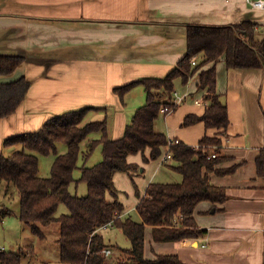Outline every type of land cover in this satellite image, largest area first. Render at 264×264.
Wrapping results in <instances>:
<instances>
[{"label":"crops","instance_id":"0c3cea01","mask_svg":"<svg viewBox=\"0 0 264 264\" xmlns=\"http://www.w3.org/2000/svg\"><path fill=\"white\" fill-rule=\"evenodd\" d=\"M243 20L264 33V11L251 10L245 0H0V55L24 57L12 74L0 75V84L22 77L30 82L16 112L0 119V152L5 139L36 131L52 116L89 106L106 108L108 135L120 138L132 116L125 111L126 99L141 86L126 95L124 106L114 88L164 77L186 53L188 24L226 26ZM215 69L216 92L229 121L224 134L217 135L203 123L181 126L187 115L201 116L208 107L196 93L197 75L186 85L175 82V91L187 98L161 115L154 130L194 148L204 136L220 138L224 160L218 168L234 171L223 176L211 173L210 180L225 190L227 198L221 204L203 201L196 206L193 220L204 231L200 237L158 242L147 226V260L175 255L185 264H264V179L257 176L255 165L264 149V68L227 69L220 60ZM140 92L136 95L144 101L145 93ZM104 116L92 115L91 120ZM162 159L145 167L128 160L138 165L136 176L144 177L140 187L136 176L131 180L132 196L142 197L147 185L155 182L167 163ZM120 174L114 175L118 193L124 178ZM119 201L125 208L119 218L127 217L138 203L131 207ZM109 230L115 228L102 230L104 238Z\"/></svg>","mask_w":264,"mask_h":264},{"label":"trees","instance_id":"16d2710c","mask_svg":"<svg viewBox=\"0 0 264 264\" xmlns=\"http://www.w3.org/2000/svg\"><path fill=\"white\" fill-rule=\"evenodd\" d=\"M249 20L226 26L188 24L186 26V53L164 77H147L116 87L113 93L121 105L126 95L141 86L145 104L137 108L123 135L112 139L108 135V118L104 107H84L52 116L36 131L19 134L3 141L0 152V189L14 187L19 195V220L38 238L45 237V228L57 224L59 228L58 264H185L175 255H158L154 260L144 258L145 228H152L158 242H178L204 234L193 220L196 206L203 201L221 204L226 200L222 187L211 183L210 174H230L234 168L221 169V139L204 136L196 148L154 130L160 110L174 111L175 82L186 85L197 75L196 93H200L208 107L201 116L187 115L181 126L203 123L206 129L224 134L229 125L227 108L216 92L215 64L223 60L227 69L252 70L264 68V33ZM24 61L23 56L0 55V75L12 74ZM192 61L195 64H192ZM211 64L208 69L202 68ZM30 88L24 77L0 84V119L13 115ZM168 112V113H169ZM104 113L102 120L91 116ZM98 135V138H91ZM175 142L169 146V142ZM87 143L85 151L81 145ZM66 146L58 154L57 145ZM19 147L20 149H14ZM100 147L101 161L85 166L94 150ZM5 150H11L8 155ZM149 156L145 157V151ZM162 150L171 153L167 167L181 175L179 183L152 182L138 196L135 210L140 221L129 216L115 217L124 212L114 184V175L125 173L133 180L138 175L137 164L128 157L140 154L143 163L157 160ZM54 156L50 175L39 176L37 155ZM215 154V158L210 156ZM79 156L83 164L78 166ZM165 165V166H166ZM257 176L264 179V149L255 160ZM80 170L78 180L74 172ZM84 183V196L72 194L73 183ZM111 200H107V195ZM60 205L67 213L57 214ZM3 211H1L2 214ZM129 240V248H121L105 241L101 227L109 222ZM109 228V229H112ZM117 252L115 258L103 250ZM111 253V252H110ZM33 246L20 247L18 252L0 250V264H23V256L33 255Z\"/></svg>","mask_w":264,"mask_h":264},{"label":"rangeland","instance_id":"374dc122","mask_svg":"<svg viewBox=\"0 0 264 264\" xmlns=\"http://www.w3.org/2000/svg\"><path fill=\"white\" fill-rule=\"evenodd\" d=\"M143 88H139L135 92H133L130 97L126 99L128 100V107L125 108L126 113L133 114L135 110L142 105L145 104L144 101H140L141 92ZM140 90V91H139ZM140 95H136V94ZM136 95V96H134ZM134 98V100H133ZM134 101V102H133ZM136 106V107H133ZM129 115V116H130ZM161 117V116H160ZM91 138H98V135H92ZM87 143H83L81 145V152L85 151ZM20 149L19 147H14L13 150ZM58 154H63L66 152V146L62 143L57 145ZM166 150H162L161 157L163 158ZM11 153V150H5L4 154L8 155ZM149 152L145 151V156H148ZM37 155V154H35ZM39 158V176L46 178L50 175L51 165L54 159L52 154L47 156L37 155ZM159 157L158 160L161 158ZM101 149L97 147L91 157L87 160L85 166L91 167L101 161ZM130 162H138L139 165L145 167V163L143 164L142 156L140 154L130 156L128 158ZM169 163V162H168ZM83 159L82 156H79L78 166H82ZM166 165V164H165ZM140 174V173H139ZM123 180L122 184L119 187V199L123 200L124 204L127 206H133L135 202H137L138 196L131 195L130 191L133 190V185L131 182V178L128 174L122 173ZM74 179L78 180L80 177V170H76L73 174ZM143 176H136V182L138 187L143 182ZM181 175L177 172H174L170 168L163 166L159 175L155 177L153 181L160 183H179L181 182ZM70 191L72 194H76L78 196H84L87 193V189L84 183L77 182L73 183L70 187ZM107 200H111V196L108 194L106 196ZM132 204V205H129ZM1 211L2 214H1ZM67 213V209L64 205H60L56 215ZM134 221H140V217L136 210H131L128 215ZM45 237L38 238L31 234L28 227L21 223L19 220V195L17 190L9 186L6 188V184L3 183L0 189V249L6 251H14L18 252L20 247L23 246H33L34 254L23 256L22 263L23 264H51L52 262L57 261L58 255V244L57 239L59 237V228L57 224H51L50 226L45 228ZM106 240H110L112 243L117 244L121 248H129L130 242L129 240L122 234L119 229L109 230L105 234ZM117 252H115L111 258H115L117 256ZM56 258V259H55ZM58 264V263H54Z\"/></svg>","mask_w":264,"mask_h":264},{"label":"built area","instance_id":"2783aa9c","mask_svg":"<svg viewBox=\"0 0 264 264\" xmlns=\"http://www.w3.org/2000/svg\"><path fill=\"white\" fill-rule=\"evenodd\" d=\"M245 1L247 3L248 7L251 10H254V11H264V0H245ZM192 64L194 65L195 62L192 61ZM186 98H187V94L179 95L177 92H174L173 93V101H174V105H176V106L179 105V104H181V103H183ZM194 103L197 104V105H199V103L196 102V101ZM160 112H161L162 115H167L168 112H169V110H168V108L163 107L160 110ZM174 144H175V142H173V141H170L169 142V146L174 145ZM171 157H172L171 156V153L167 151L165 153L162 161L163 162H168L171 159ZM210 157L211 158H215L216 156H215V154H212ZM115 217H119V215H117ZM112 227H113V222L111 221V222L103 225L101 227V229L105 230V229H109V228H112ZM202 247H204V246H202ZM103 254L106 255V256H108L110 254V251L107 250V249L106 250H103Z\"/></svg>","mask_w":264,"mask_h":264}]
</instances>
